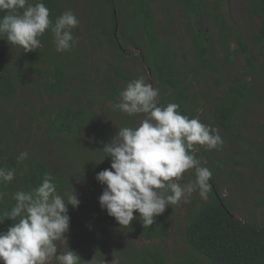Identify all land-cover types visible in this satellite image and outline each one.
Wrapping results in <instances>:
<instances>
[{"label":"trees","instance_id":"16d2710c","mask_svg":"<svg viewBox=\"0 0 264 264\" xmlns=\"http://www.w3.org/2000/svg\"><path fill=\"white\" fill-rule=\"evenodd\" d=\"M65 1L66 6L63 0H42L53 22L68 10L76 15L75 0ZM246 3L249 14L257 23L253 38L259 47L257 53L252 52L241 31L223 13V0H175L189 41L190 56L183 50H176L175 33L169 27L171 12L166 2L165 19L158 24L153 0H82L86 29L81 37H78V27L73 29V36L78 41L75 47L57 52L53 35L46 30L40 37L41 47L34 52L24 53L22 49L18 61L11 63L0 59V168L15 172L12 182L0 184V192L7 193L0 200V221L15 204L14 193L38 187L46 174L54 178L57 191L67 202V196L72 194L71 184L57 175L45 154L50 150L65 149L67 145L70 149L75 148L87 128L94 130L96 138L102 141L108 135H116L118 131L115 133L111 127L104 128L103 118L106 116L95 110L96 105L109 113L115 112L119 119L124 116L123 127L136 126L134 116L113 108L126 85L141 77H133L122 68L120 62L123 61L137 60L144 76H151L153 86L159 89L161 106L176 103L181 114L199 118L202 102L192 89V83L212 79L216 85L222 86L226 67L238 55L242 57L244 63L240 75L226 85L221 95L207 101L208 118L199 120L202 123L209 121L230 141L244 144L235 119L252 96V82L259 75V61L264 58V0H246ZM3 15L5 13L0 12V17ZM6 42V35H0V45ZM86 49L107 53L110 57V60H104L100 75V66L93 59L86 63ZM136 51L138 54L132 58ZM98 77L101 79L96 82L94 79ZM79 84H83V89L78 88ZM21 88L34 89L39 96L58 98L55 105H42L37 111L30 108L28 101L21 102L28 120L32 122L40 115L44 125L43 132L31 140L29 129L14 127L13 116L5 108L18 104ZM67 92L70 97L63 98ZM261 99L264 111V95ZM261 128L264 134V123ZM21 152L28 153L24 161L18 160ZM195 155L198 159V154ZM103 157L99 171L91 167L80 173V179L88 172L92 178L88 181L91 195L80 190L76 192L81 198L79 214L91 225L81 250L77 247L73 250L79 255L80 264H101L106 259L119 260L122 264H264V217L260 222L252 220L248 223L235 218L217 190L213 175L209 181L208 199L194 206L184 217L181 234L186 245L185 255L170 256L157 243L163 237L165 224L176 204H169L151 226H143L138 213H134L137 218L129 226H120L113 217L102 215L99 197L105 186L95 177L98 172L110 168V159L103 160ZM201 165L205 166L202 162ZM68 214H73L71 205ZM12 223L6 218L0 224V232L7 231ZM139 235L149 242L147 246L135 244ZM89 246L93 250L86 255Z\"/></svg>","mask_w":264,"mask_h":264},{"label":"clouds","instance_id":"9594fccd","mask_svg":"<svg viewBox=\"0 0 264 264\" xmlns=\"http://www.w3.org/2000/svg\"><path fill=\"white\" fill-rule=\"evenodd\" d=\"M0 12L5 13L0 17V35H6L8 44L24 53L41 47L40 37L46 30L51 31L57 52L70 50L78 42L73 29L79 20L71 10L53 22L42 0H0ZM159 94L158 88L140 77L126 85L113 105L114 110L129 116L144 114L136 127L118 128L103 147L110 168L95 177L105 186L99 197L101 209L120 226L131 225L137 218L134 213L139 214L143 226H151L169 204L187 203L196 191L206 199L211 189L212 172L201 165L195 153L197 145L212 150L222 144L219 129L181 114L176 103L161 106ZM27 158V152L18 156L19 161ZM189 170H194L195 179L181 184ZM14 179V170L0 168V184ZM6 195L0 192V200ZM12 198L15 204L4 216L13 223L0 232V264H80L76 252L68 247L60 253L57 245L58 241L67 243L68 206L76 209L80 204L76 192L68 195L66 202L54 178L46 174L38 187L16 191Z\"/></svg>","mask_w":264,"mask_h":264},{"label":"rangeland","instance_id":"374dc122","mask_svg":"<svg viewBox=\"0 0 264 264\" xmlns=\"http://www.w3.org/2000/svg\"><path fill=\"white\" fill-rule=\"evenodd\" d=\"M164 1L171 12L169 27L175 33L174 44L176 50L178 52L183 50L186 52L187 56H190L189 41L185 36L182 24L183 19L177 9L175 0H153L157 23L161 24L165 19ZM223 1V13L226 14L231 24L241 31L243 40L250 45L252 52L257 53L259 47L253 40L257 29V23L249 14L246 0ZM81 3L82 0H75L74 4L76 16L79 20L78 37H81L82 32L86 29L83 13L84 7ZM63 5H67L65 0H63ZM233 47L235 46L233 45ZM21 51L22 48L18 46L11 47L8 42L3 43L0 45V59H5L9 63L18 61V58L21 56ZM86 51L88 54L86 63L89 64L88 60H90V58L93 59L94 63L100 66V75L104 67V60H110V57L107 53L100 54L98 51L90 52L88 49H86ZM137 54L136 51L132 58ZM178 58L184 63L181 56H178ZM243 63L244 59L238 55L232 61L231 65L226 67L225 79L223 85L220 87L212 82V79L200 81L199 83H192V89L198 93L200 101L202 102V110L199 113L200 119L208 118L209 109L207 101L221 95L222 92L225 91L226 85L236 80V76H239L242 71ZM120 64L121 67L128 70L133 77L139 75L144 78L146 83L152 84L151 76L149 74H147L146 77L144 76L137 60L132 59L128 62L123 61L120 62ZM259 66V75L253 80L251 86L252 96L248 98L245 107L239 111L235 119L239 131L242 132L244 144L239 145L236 142L230 141L219 131L223 143L217 145L215 149L208 150L202 146H196L198 159L212 172L216 188L229 205L233 216L245 223L252 220L260 222L264 217V134L261 128L264 123V111L261 99L264 95V58L260 59ZM185 73L188 75L187 71ZM100 79L101 77H98L94 80L99 82ZM78 88L80 90L83 89V84H79ZM69 97V92L63 95V98ZM57 100V97L50 98L42 94L39 96L34 89L27 91L21 88L18 104L6 105L5 108L13 116L12 121L14 127L18 128L20 126H25L29 129L27 130L29 131V140H31L40 132H43L44 125L40 120V115H38L34 121L30 122L27 113L21 106V102L28 101L30 103V108H34V110L37 111L42 105H55ZM100 107V105H96L95 110L98 111L99 114H105L106 117L103 118L104 128L108 129L111 127L116 133L118 128L123 127L125 117L123 116L122 119H119L118 114H115V112L112 111L109 113ZM134 117L137 126L144 119V114H137ZM0 122H2V116H0ZM203 123L214 127L209 121H204ZM114 136L115 135H108L102 141L99 137L96 138L94 130L87 128L80 136L78 145L75 148L70 149V146L67 145L64 146L65 149L62 150H50L51 152H46L45 157L51 168L56 170L57 175L70 182L72 194L73 191L78 192L80 190L85 195H91V190H89L88 185V181L92 179L91 172L83 174L82 179H80V173L84 171V169L91 167L96 171L102 168V164L100 163L101 157L105 155L102 149L106 144L110 143ZM35 147L34 150L36 149ZM194 179V170H189L184 173L183 178L179 182L181 184H186ZM78 199L81 201L80 195H78ZM207 199L208 195L205 199L196 191L192 194L189 202L185 203L181 201L175 205L174 211L169 215L168 221L165 224L163 237L157 241L170 256L186 254V245L182 241L181 234L184 217L190 209L194 206H198ZM80 207V204L76 209L71 207L73 214L70 215V229L68 233H66L67 243L64 241L57 242L58 252L60 253L66 252L68 247L72 251H75L77 247L80 251L85 244L84 236L89 232V227L91 225L86 217L79 214ZM99 211L102 215H107V212L102 210L100 205ZM135 244L139 247H144L147 246L149 242L139 235L135 238ZM91 249L93 250V248L89 246L86 255L91 254ZM50 264H55V261L50 262ZM101 264L122 263L119 260L106 259Z\"/></svg>","mask_w":264,"mask_h":264}]
</instances>
